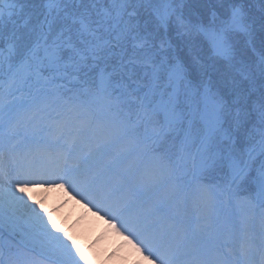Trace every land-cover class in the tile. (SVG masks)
Instances as JSON below:
<instances>
[{"label": "snow or ice", "instance_id": "6c2138e0", "mask_svg": "<svg viewBox=\"0 0 264 264\" xmlns=\"http://www.w3.org/2000/svg\"><path fill=\"white\" fill-rule=\"evenodd\" d=\"M37 189L146 264H264V0H0V264H90Z\"/></svg>", "mask_w": 264, "mask_h": 264}, {"label": "bare ground", "instance_id": "6f19581e", "mask_svg": "<svg viewBox=\"0 0 264 264\" xmlns=\"http://www.w3.org/2000/svg\"><path fill=\"white\" fill-rule=\"evenodd\" d=\"M55 194L56 197L55 199H47L46 198V193L43 190H34L32 192V195L36 196L37 198L43 199L45 202V211L46 212H54V211H61V212H57V213H51L52 214V218L53 217H60L56 222V226L57 228H63L64 231L68 232L69 235H71L74 240L76 241L77 246L79 247L80 251L84 253L86 259L88 261H90V263H96V264H113L110 259L107 256V252L110 253V255L112 256L111 253H116L118 251V248H116V244H114V246L112 247H105V242L106 241H110L112 240L113 237H115V232L113 230V228L111 227H106L104 226L105 229V233L104 235L101 234H97L95 237H93L90 241L87 239L86 234L81 231L82 225L86 222L87 217L83 214V212L85 211V209L81 210V212L79 213V215L76 216V218L74 220H72L73 222L71 224H69V220L71 217H69L66 221V217H65V213H63V209L68 205H64L63 206V201H64V197L65 192L62 190V192H57L56 190ZM67 197V196H66ZM48 202V204H47ZM63 207V208H62ZM73 207H75V205H73ZM71 214V213H70ZM102 232V230L100 231ZM122 240L124 241V248L119 249V250H123L122 252L125 254L126 257V261H121L118 260L120 262H129L130 259L134 258V256H136L134 254L135 250L132 251L130 248V244L127 243V240L122 238ZM129 242V241H128ZM129 248V249H128ZM131 264L133 263V261H130Z\"/></svg>", "mask_w": 264, "mask_h": 264}, {"label": "clouds", "instance_id": "9594fccd", "mask_svg": "<svg viewBox=\"0 0 264 264\" xmlns=\"http://www.w3.org/2000/svg\"><path fill=\"white\" fill-rule=\"evenodd\" d=\"M57 194H54L53 199H55ZM75 205V207H73ZM85 209L84 205L77 202L76 200H72L64 209L63 213H71V218L69 220V223H71L72 220L76 218L77 215L81 212V210ZM60 217H53V222L55 223ZM107 221L103 219L102 217L90 214L87 217L86 222L82 225L81 231H83L87 239L90 241L93 237L97 235L105 226V223ZM120 237H113L112 240L105 242V247H112L115 243H119ZM114 264H131V262H120L116 261Z\"/></svg>", "mask_w": 264, "mask_h": 264}, {"label": "rangeland", "instance_id": "374dc122", "mask_svg": "<svg viewBox=\"0 0 264 264\" xmlns=\"http://www.w3.org/2000/svg\"><path fill=\"white\" fill-rule=\"evenodd\" d=\"M47 204H48V202H47ZM57 211V210H56ZM55 212V211H54ZM52 213V212H51ZM121 242L119 241V243H115L116 245L115 246H117V245H119ZM123 246V245H122ZM120 252H121V254H119L118 252H116V253H114V257H112V260H111V262L114 264V262H116V261H118V260H121V261H126V256H125V254L121 251V250H119ZM107 254V256H108V258H110V253L109 252H107L106 253ZM112 254V253H111ZM123 254V255H122ZM138 260V259H137ZM90 264H94V263H90ZM96 264V263H95Z\"/></svg>", "mask_w": 264, "mask_h": 264}]
</instances>
